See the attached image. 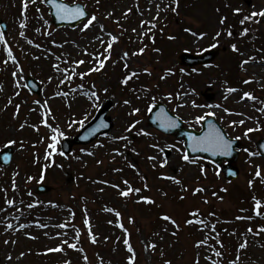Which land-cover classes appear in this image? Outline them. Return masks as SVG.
Masks as SVG:
<instances>
[{
    "label": "rangeland",
    "instance_id": "1",
    "mask_svg": "<svg viewBox=\"0 0 264 264\" xmlns=\"http://www.w3.org/2000/svg\"><path fill=\"white\" fill-rule=\"evenodd\" d=\"M217 1L180 0L181 5L178 9L177 19L169 16L166 18L165 11H161L160 18L156 21L158 24L159 20H167L164 27L165 35L161 41L157 40L153 43L152 39L147 44L141 45L142 40L138 34L147 31L148 26L141 29L140 22L141 20H151L156 15L154 4L151 5V12L148 11L149 0H100L99 4L96 3V0H76L81 5L87 6L86 10L89 13L93 7V13L97 15L100 23L105 25L106 32H112L120 38L113 45L112 59L107 62L104 69L91 73L83 80L77 77L70 84L61 85V74L53 69L52 65L58 63L63 69L71 67V62L74 60H85L86 63L81 65L77 71H87L91 64V58L84 53L83 49H87L88 53L103 51L101 44L94 39L96 35H102L99 27L92 28L87 32L80 31L81 22L72 27H55L51 24L48 7L44 5L43 0H36L34 4L30 3L23 16L22 0H0V23H3L5 27L3 33L7 40V46L12 48L19 66L24 70L23 74L19 76L21 87L16 89L13 85L14 78L11 76V72L16 70V64L12 61H9L8 65L3 63L7 59V52L5 45L0 43V85H3V91H0V150L4 148L8 139L24 142L23 150L20 149L19 143L11 146L12 157L8 166L0 165V189H7L6 194L4 191H0V210L6 209V211H0V264H32L34 260L37 262L38 259L42 260L44 257L50 259L54 264H64L66 260L71 264H101V261L102 264H127L128 253L125 251L122 240L117 241L116 239L123 235L121 229L115 226L117 218L114 212L109 213L105 211V208L119 210L122 213L120 219L128 228L130 241L137 253L136 264H162L159 257L161 250L164 251L165 256L172 260V264H193V258L199 251L200 264H206L203 256L211 253L206 249H195L193 243L204 239L208 234L207 230L200 232L197 230L198 225L184 224L187 212L194 207L200 209L202 218H207L209 212L216 214L215 217L209 219L211 223L216 224L219 238L225 244V248L222 250L225 253L224 264H228V261L235 258L237 245L245 237L248 240V248L240 254L239 264H264V247H262L264 233L254 236L246 231L250 226L253 229H258L264 225V216L256 217L252 211L253 196L259 198L264 204V183L254 177L255 165L261 167L262 176H264V162L256 159L258 156L249 157L248 153L244 151L245 148L254 151V141L261 137L260 134L258 135L260 131L250 133L251 139L243 138L244 131L249 127L255 128L259 124L264 129V113L258 110L264 108V63H261L264 61V52L260 51L264 49V24H259L260 36L250 44H245L235 33L230 38H227L226 35L233 20V8H242V12L245 14L253 10L259 11L264 8V0H224L231 7H225L221 3V8L220 1L218 3ZM66 2L71 3L72 0H66ZM137 3H139V12L135 7ZM164 3H168V0H164ZM161 7L163 8V5ZM128 8H132L133 11L125 18L123 13ZM217 8L220 9L219 12L216 11ZM109 13H113V15L109 16ZM222 15H226L228 19L225 25L220 26L218 21ZM116 21H119V24ZM21 23L26 24V27L21 28ZM204 23H208V26L205 27ZM186 27H191L197 32H207L208 36L197 41L195 37L184 32ZM134 28L135 32L132 31ZM156 30L157 28L152 29V32ZM214 30H221L225 34L220 37L219 46L213 48L217 51V55L209 64L188 68L176 62L175 58L181 51L184 52L185 49H188L189 53L199 54L200 48L213 43L211 34ZM0 31L2 30L0 29ZM21 32L24 33L23 36L20 35ZM169 36H175L176 39L167 40ZM104 38L108 39L106 35ZM233 43L237 44L240 52L243 53V55L237 53L236 59H233L234 52L230 48ZM36 45H40V47L38 48ZM145 45L147 47L143 54L131 55ZM156 48L160 49V52L153 50ZM123 52L129 53V69L123 67L124 62L120 59ZM56 57H60V59L57 60ZM249 57H256V63H249L242 68L241 61ZM65 60L68 61L67 64H65ZM145 67L151 71V75L142 71ZM168 68L174 70L173 75H167ZM180 69H184V72H181ZM133 70L139 71V77L133 78L127 86L120 85L119 79L123 76L122 74ZM27 76L37 81L38 93L29 91L25 83ZM50 76L52 77L51 82L48 79ZM161 76H165V79H160ZM249 78L252 79V83L244 84L243 80ZM81 84L84 86L83 89L79 88ZM181 84L184 85L183 91H190L192 88L196 90L197 94L190 95L187 99L195 100L197 104H219L233 112L243 113V115H228L220 108H192L190 104L173 112L177 102L175 100L169 102L166 97L169 92L181 91ZM92 85H95V89H92ZM105 87L109 89L107 93L103 91ZM227 87L238 88L240 91L228 94V99H225ZM71 89H76V91L72 92ZM132 89L136 91L133 92ZM142 89H148V91L145 92ZM90 90L97 91L100 96V105L111 106L108 114L113 121L112 129L106 133L107 135L97 138L89 145L75 147L69 155L54 154L52 157L54 163L47 169L46 179L41 183L49 186L50 189L45 194L38 193L35 190L38 185L37 180L34 179L30 183L26 180L28 176L36 177L37 170L40 174L41 166L49 163L44 161L43 156L50 143L48 137L52 133L41 123L42 114L50 109L51 115L48 118V123L64 130V136H71L66 134L70 129L69 121L82 120L85 115L90 118L96 111L83 94ZM15 91H20V95L14 96L12 105L5 109L4 105L7 104L8 98L13 96ZM58 91L69 92V95L67 97L57 96ZM203 91L204 95L201 94ZM244 91L251 92L258 99L241 101L240 97ZM137 95L141 98L136 99ZM153 95L157 102L164 103L171 113L183 118L182 125L184 127L192 126L194 129H199L201 125L193 123L195 116L215 111L214 118L228 135L242 137L240 139V154L235 163L240 170L236 180L232 183L226 182L220 169L212 164L207 165L203 159L196 160L205 167L206 177L200 173L199 164H187L181 160V153L177 149L184 148L182 141H177L174 136L163 135L148 126L146 116L148 111L146 109ZM125 99L131 100L133 105L141 109V112L135 117L141 121L137 128L143 127L152 133L149 137L138 136L135 134V130L128 134L132 145L140 153L139 155L125 150L122 147L125 142L121 141L117 144L110 139L113 134H122L128 121L134 119L127 115L130 106L123 105ZM35 100H40L41 105H36ZM45 101H47L46 106L44 105ZM16 104L21 107L19 115L14 117ZM32 109L35 110L32 111ZM248 117H252V119H248ZM240 119H245L244 125L230 126L232 120ZM25 121H27V125L21 129L19 125ZM31 125H36L39 131ZM77 125L80 128V125ZM263 132L264 130L261 131V133ZM157 142L162 147L165 145L175 146L171 150L166 148L168 164L163 168L159 165L153 168L151 166L153 161L147 159L150 155H157V151L149 147L150 144ZM99 143H102L104 147L93 149V145ZM114 147H120L126 159L121 156H115L113 159L112 149ZM81 148L93 150L95 155L89 156L81 152ZM59 151L58 144L57 152ZM163 155L161 154L158 158L162 159ZM37 156L40 160L39 164L33 162ZM76 156H79L80 160H76ZM97 160H102L103 163L98 164ZM128 162L134 163L136 169L129 167ZM61 164L63 167H58ZM116 168L123 169V171L116 172L113 170ZM217 170L220 172L219 176L216 175ZM16 172H19V175H15ZM162 174L179 178L183 186L188 187L189 193L181 192L180 185L162 179ZM14 175L17 184L15 191L12 188ZM141 177H143V181L140 180ZM124 179H127L133 187L136 185L143 188V184L146 182L149 189L142 190L137 195L153 197L157 202L156 205L136 204L134 203L135 197L125 201L124 198L118 196L116 189L102 183H93V181L107 180L124 187L122 184ZM249 180H254L252 187L248 186ZM197 185L206 186L207 189L204 193L193 197L190 193L192 187ZM101 188L104 189L103 192L99 191ZM221 188H227L228 191L222 192ZM30 191L33 193L31 196L28 194ZM213 191L224 197V200L220 201L212 196ZM162 193H167V196H163ZM180 195H185L186 199H179ZM5 196L7 199L14 200L15 204L11 207L8 206L5 203ZM203 197H207L209 203L205 204ZM34 202H38L37 206L29 209L27 205ZM53 204L56 206H52ZM261 211L264 212V207ZM164 213L171 214L181 225L178 236L170 234L175 230L173 226L166 225L158 218ZM129 216L135 217L134 224L128 222ZM237 216H251L252 219L237 220ZM85 217L91 223L92 234L97 237L95 244L91 242L87 226L84 224ZM109 220H112L113 224H109ZM37 222L47 224L48 227L40 228L37 226ZM64 222H68L70 226L66 229L55 227V225ZM7 223H12L15 230L6 231ZM20 224H24L26 227L20 229ZM162 226H167L169 231L161 232V235L164 236V240L161 242L158 237H153V233L160 231ZM76 229L80 230L78 241L74 239ZM62 231L67 235H56ZM233 232L236 234L230 235ZM31 237H36V239ZM149 237L150 241L158 243L161 247L152 254L144 251V242L149 240ZM64 239L70 243H76L77 248H83V252L73 250L65 245L63 252L45 254L48 248H55ZM5 240H8L9 243L6 244ZM11 241H15V243H11ZM21 253L24 255L21 256ZM85 255L88 257L87 261L83 259ZM9 256L12 257L11 260L8 259Z\"/></svg>",
    "mask_w": 264,
    "mask_h": 264
},
{
    "label": "snow or ice",
    "instance_id": "2",
    "mask_svg": "<svg viewBox=\"0 0 264 264\" xmlns=\"http://www.w3.org/2000/svg\"><path fill=\"white\" fill-rule=\"evenodd\" d=\"M36 2V0H22V16L26 13L28 6L30 3L34 4ZM100 0H96V3L99 4ZM47 3L51 5L52 9H54V14L55 17L61 21H69V22H73V21H80L82 23V27L80 28V31L82 32H87L88 30L95 28V27H99V31L102 35H96L94 37V39L96 41H98L101 46L103 47V51L101 52H94V53H88L87 49H83L84 53L86 55H88L91 58V64L90 67L87 69V71H77V69L86 63L85 60H74L71 62V67H65L63 69L60 68V65L57 64H53L52 67L53 69H55L57 72H59L61 74V79H60V84L63 85L65 83H71L75 78L79 77V79L83 80L86 76H90L91 73L93 72H100L102 69L105 68V65L107 64L108 61H110L112 59V50H113V45L116 44L119 40V36L114 35L112 32H106L105 30V25L103 23H100L97 15H95L94 13H89L86 9L87 6L86 5H81L80 3L76 2V0H72L71 3L66 2V0H47ZM155 5V9H156V15L152 17L151 20H141L140 22V27L141 29H144L145 26H148V30L142 32L141 34H138L142 40L143 36H146L149 34V32L152 31V29H155L157 27L156 21L160 18V13L161 11L164 10H170L172 13L179 15L178 9L180 7V0H170V3H164V0H149V9L148 11L151 12V5ZM161 5H163V8L161 7ZM137 11H140L139 8V3H137L135 5ZM225 7H231V5L226 4ZM133 9L132 8H128L124 13V17L127 18V16L132 13ZM217 12L220 11L219 8L216 9ZM243 9L236 7L232 9V12L235 16H240V14L242 13ZM141 15L143 14L142 12L140 13ZM109 16H112L113 13H109ZM259 18H264V8H261L259 11L253 10L245 15L242 16V18L239 19L238 23L242 26H244L242 28V30L240 31L239 35L241 37L247 36L248 33L252 30L249 26H245V25H250V24H254V23H260V19ZM228 17L226 15H222L218 21V24L220 26L225 25L226 21H227ZM117 24H119V21H116ZM21 28L26 27V24L21 23L20 24ZM39 31V30H37ZM133 32L136 31V29H132ZM161 32H163V29H160ZM184 32L189 33L191 36L195 37V39L197 41L199 40H203L208 36L207 32H197L194 31L191 27H186L184 28ZM50 35V33H48ZM225 34L224 32H222L221 30H217L214 35H212V41L213 43H211L209 45V48H217L219 46L220 43V37ZM21 36L24 35L23 32L20 33ZM107 36L108 39L105 40L104 36ZM227 37H232L233 36V31L231 30V28H229L226 32ZM170 40H174L176 39L175 36H169L168 37ZM153 39V43H155V39L154 36L152 37ZM31 43V41H29ZM0 43H3L5 45V51L7 52V59H5L3 61V63L5 65H8L9 61H12L13 63L16 64V70H13L11 72V76L14 78L13 80V85L16 89H19L21 87V80L19 78V76L21 74H23V68L19 66L18 61L16 60V57L13 55V50L11 47L7 46V40L5 38V35L3 33V31H0ZM55 43V42H53ZM36 47H40V45H36ZM60 47H62V45H60ZM147 46L145 45V47H141L138 51L131 53L132 56H139L141 54H143L145 52V48ZM230 48L233 52L238 53L240 55H243V53L240 52V48L237 46V44L233 43L230 45ZM156 52H160V49L156 48L153 49ZM185 51H188V49H185ZM261 52H264V49L260 50ZM129 53L128 52H123L120 56L121 61H123V67L125 69H129ZM36 59H39V57H36ZM57 60L60 59V57H56ZM256 61V57H249L248 59H245L243 61H241V67L243 68L244 65H247L249 63L255 62ZM65 64L68 63L67 60L64 61ZM261 63H264V61H261ZM142 71L148 75H151V71L145 67L142 69ZM181 72H184V69H180ZM193 71H196L195 69H193ZM167 75H173L174 74V70L172 68H168L166 70ZM139 71H130V72H126L125 75L123 76V78L120 80V83L122 85L127 86L129 84L130 81L133 80V78H138L139 77ZM49 82H51L52 77L50 76L49 78ZM160 79H165V76H161ZM244 84H250L252 83V79H245L243 80ZM59 87V85H58ZM83 84L79 85L80 89H83ZM92 89H95V85H92ZM181 91L172 93L169 92L167 94L166 99L171 102L173 100H175L177 102L176 104V108H174L172 111L175 112L176 109L178 108H183L188 106L189 104L191 105L192 108H220L224 113H227L228 115H238V116H242L243 113H239V112H233L232 110L228 109V108H224L222 105H204V104H197L195 100H189L187 99V97H189L190 95H196V90L194 88L190 89V91H183L184 89V85L181 84ZM0 91H3V85H0ZM72 92H75L76 89H71ZM104 93H107L109 91V89L107 87H105L103 89ZM133 92H135V89H132ZM142 91H148V89H142ZM240 91V89L238 88H234V87H227L226 88V94H225V99H228V94L231 93H236ZM87 100L91 103V106L94 109L99 110V108L101 107L99 101H100V96L98 95L97 91L95 90H90L88 92L83 93ZM20 95V91H15L13 96H10L7 100V104L4 105V108L7 109V107L9 105H12L13 103V97L14 96H19ZM57 96H64L67 97L69 95V92H57L56 93ZM141 97L139 95L136 96V99H140ZM241 101L244 100H250V101H255L258 98L255 97L251 92L248 91H244L240 97ZM151 102L148 104L147 106V111L149 113H151L153 111L154 108L157 107V100L156 97L153 95L150 98ZM34 103L36 105H41V101L40 100H35ZM44 105H47V101L44 102ZM123 105H127L130 106V111L127 113V115L129 117H133L134 119L129 120L128 123L126 124V126L123 129V133L122 134H113L110 139L115 142V143H119L121 141L125 142L123 143L122 147L125 150H130L131 152L135 153L136 155H139L140 153L138 152V150L136 149V147L134 145H132V141L129 139V135L133 133V131L135 130V134L138 136H144V137H149L152 135V133L146 131L143 127L137 128V125H139L141 123V121L139 119H135V117L141 112V109L135 105H133L132 101L129 99H125L123 101ZM20 105L16 104L15 105V109L16 111L13 113L14 117L19 115L20 112ZM70 107V105H69ZM35 109H32V111H34ZM259 111H261L262 113H264V108L258 109ZM51 115V110L48 109L47 112L42 114V119H41V123L49 128L51 130L52 135L50 137H48V139L50 140V143L47 145V148L45 150L43 159L44 161H47L49 163H46L44 165L41 166L40 169V174L38 179L36 177L33 176H28L26 182L30 183L31 181H33L34 179L37 180V183H43L46 179V172L47 169L49 167L52 166V164L54 163V161L52 160V157L54 154H58L60 156H65L66 153H64L63 151L57 152V145L59 144L60 139L64 136V132L62 130H60L58 127H53L52 124L48 123V118ZM216 113L215 111H208L206 113H204L203 115H196L194 118L193 123L195 125H201L202 126V131L199 134L196 133H189L188 134V140L189 143L187 144L186 147L184 148H180L177 149V151H179L181 153V160L184 161L187 164H199V161L191 158L189 155V152H203V153H210L211 156L215 157V156H223V157H229L232 155L233 153V145L235 143V141L240 140L242 137L241 136H236V137H232L230 135H228L225 131L222 130L221 127H218L215 123L211 122L208 118L209 117H215ZM88 119V116L85 115L84 118L82 120H71L68 123V127H72L75 124H79L81 127L84 126V122ZM248 119H252V117H248ZM155 121L159 122V127L167 130L169 128H176L179 126V124L183 123V118L180 116H172L169 115L168 112L165 110L164 107H160L159 111H157L155 113ZM245 119H240V120H232L230 122V126L232 127H236V126H242L245 124ZM27 125V121H25L24 123H21L19 125V127L21 129L25 128ZM109 125L104 121L101 120L100 123H98L96 125L95 128H92L88 135H94L96 132H98L101 128H107ZM31 127L36 128L37 131H39V128L36 125H31ZM264 129H262L259 124H257V127L252 128L249 127L247 128L244 133H243V138H247V139H251L250 137V133L253 132H257V131H262ZM107 135V134H105ZM84 139H87V136L83 137ZM17 143H19L20 149L23 150L24 148V142L23 141H19L17 142L14 139H8L7 143L5 144L4 148L5 151L2 154V159L5 162H8L11 159V154L9 152L6 151V149H8L9 147L16 145ZM130 145H132L130 147ZM97 147H104V145L102 143L99 144H95L93 145V149L97 148ZM150 148L154 149L157 151V155H150L147 157V159L149 161H153L152 163V167L156 168L157 165H159V167L163 168L165 166H167L168 164V157L165 154L166 153V148L168 150H171V148H174L175 146H161L158 142L157 143H152L149 145ZM260 149H264V144H260L259 145ZM81 152L86 153L89 156H94L95 153L93 150H87L84 148L80 149ZM245 152L248 153L249 157H254V156H264V153H261L260 151H253L251 149L245 148L244 149ZM112 153H113V159H115V156H121V157H125L124 152H122L120 150V147H114L112 149ZM161 154L163 155V158L160 159L158 157L161 156ZM76 160H80L79 156L75 157ZM34 163L39 164L40 160L39 157H35L34 158ZM98 164L103 163L102 160H97ZM128 166L136 169V165L134 163L128 162ZM58 167H63V165H58ZM217 169H219V165L216 166ZM116 172H121L123 171V169L120 168H116L113 169ZM199 171L202 175H204L205 177L207 176V171L205 169V167L203 166V164H199ZM137 172L139 173V170L137 169ZM15 175H19V172H16ZM15 175L12 179V188L13 190H17V184H16V180H15ZM216 175L219 176L220 172L217 170L216 171ZM232 175H237V173L233 172ZM254 177L255 178H261V182L264 183V176H262V169L259 165H255V172H254ZM143 179V177H141ZM162 179L165 180H169L172 181L174 184L176 185H180L181 186V192L183 193H189V189L186 186H183L182 181L175 177V176H169V175H163L161 176ZM93 183H102L105 184L113 189L117 190L118 196L122 197L125 199V201L130 200V199H134V203L136 204H144V205H156V200L151 197V196H146V195H137L139 193L142 192V190H147L149 189V185L145 182L143 184V188L141 187H133L131 185V183L127 180L124 179L122 181V184L124 185V187H121L120 184L118 183H111L107 180H98V181H93ZM254 184V180H249L248 181V186L252 187ZM0 191H4L5 194L7 193V189H0ZM99 191L103 192L104 189L101 188L99 189ZM206 191V186H193L190 195L195 197L197 194L200 193H204ZM220 191L222 192H227L228 189L227 188H221ZM30 196L33 194L31 191L28 193ZM212 196L216 197L217 199H219L220 201L224 200V197L219 196L217 192L213 191ZM163 196H167V193H162ZM179 199L184 200L186 199L185 195H180ZM253 200V209L252 211L254 212L256 217H261L264 216V212L261 211L262 207H264V204H262V201L257 198L256 196L252 197ZM203 202L205 204L209 203V200L207 199V197H203ZM5 203L8 206H13L15 204V201L12 199H7V197L5 196ZM38 202H34V203H29L27 205V207L29 209H32L34 207L37 206ZM50 204L52 202H49ZM52 206H56V205H52ZM158 207H163L162 205H157ZM0 211H6V209L0 210ZM105 211L112 213H115V217L117 218L116 224L115 226L118 227L119 229H121L122 231V237L118 236L116 239L117 241H121L123 243V246L125 248V251L128 253L127 257H126V261L127 264H136L137 261V253L135 248L133 247L131 241H130V233L128 228L125 226V224L121 221V217H122V213L119 210H115L112 208H105ZM241 211H244V209H241ZM74 215V214H73ZM216 214L214 212H209L207 214V218H202V213L200 211V209L198 207H194L191 210H189L187 212V215L184 219V224L188 225V226H199L198 227V231L200 232H204L205 230H207L208 234L204 237V239L202 240H197L193 243V247L197 250L200 249H206L207 252H210L211 254H205L203 256V259L205 260L206 264H224V251H222V249L225 248L223 241L219 238V233L216 230V224L215 223H211L209 218L215 217ZM160 220L164 221L166 225H171L173 226V228L175 229L174 231H172L170 234L172 236H178V233L181 229V225L177 222V220L168 213H164L159 217ZM237 220H250L252 219L251 216H237L236 217ZM128 222L130 224H134L135 223V217L134 216H129L128 217ZM109 224H113L112 220L108 221ZM84 224L85 226H87L88 229V234L90 237V240L93 244L97 243V237L92 234V226L91 223L89 221V219L87 217H85L84 219ZM37 226L40 228H46L48 227L47 224H40L37 222ZM70 226V224L68 222H64V223H60L58 225H55V227H58L60 229H66ZM26 225L24 224H20L19 228L23 229L25 228ZM5 230H15L14 226L12 223H7L6 224V228ZM169 231L167 226H162L160 231L154 232L153 233V237H158L159 241H163L164 240V236L161 235V232H165L167 233ZM225 231H227L225 229ZM247 233L248 234H252L254 236H259L261 233H264V225H261L258 229H253V227H248L247 228ZM215 234V235H213ZM236 233H230V235H235ZM45 235H47V233H45ZM57 236H66L67 233L66 232H58L56 234ZM80 237V230L76 229L75 230V236L74 239L75 240H79ZM32 239H36V237H31ZM105 239H107V237H105ZM210 240H214L215 243H209ZM5 243H9L8 240H5ZM11 243H15V241H11ZM67 245L68 248H71L73 250H77L80 252H83V248H77V244L76 243H70L67 239H64L61 241V243L59 245H57L55 248H48L46 250V253H50V252H63L64 251V246ZM158 243L154 242V241H150V240H145L144 242V251L146 253L152 254L155 253L157 248H158ZM262 247H264V245H262ZM248 248V240L247 238H243L242 242H240L237 245L236 248V256L234 259L228 261V264H239L240 259H241V253L244 252V250H246ZM24 253H21V256H23ZM159 255L161 256V258L165 257V253L163 250H161L159 252ZM219 258V259H217ZM9 260L12 259L11 256L8 257ZM83 259L85 261L88 260L87 255H85L83 257ZM201 261V256H200V252L197 251L196 255L193 258V264H200ZM64 264H71L70 261H64ZM102 264V261H101ZM163 264H172V260L171 259H163Z\"/></svg>",
    "mask_w": 264,
    "mask_h": 264
},
{
    "label": "water",
    "instance_id": "3",
    "mask_svg": "<svg viewBox=\"0 0 264 264\" xmlns=\"http://www.w3.org/2000/svg\"><path fill=\"white\" fill-rule=\"evenodd\" d=\"M45 4H47V6L50 7V14L52 17V23L55 24L56 26H63V25H67V26H73V25H76L78 22L80 21H73V22H69V21H61L59 19H57L55 17V14H54V9H52L51 5L47 3V0H44ZM262 21L264 22V18H262ZM217 54V51L215 50H208V51H204L203 54L201 55H191V54H188V53H181L179 56H178V59L181 61L182 64L184 65H188V66H193L195 64H198V63H206V62H210V60H212ZM27 84L28 86L34 91V92H37L38 91V86L36 85V82L34 80H32L31 78L27 79ZM160 107H164V105L162 104H157V107L153 109V111L150 113L149 115V123L151 125H153L155 128L161 130L162 132L164 133H168V134H173V133H176V137H178L179 139H183L184 140V146L186 147L187 144L189 143V140H188V134L189 133H196V134H199L203 129L201 128L200 131H195L193 129H185L182 127V123L179 124L178 127L176 128H169L167 130H164L162 128L159 127V122L155 121V113L157 111H159V108ZM109 109V105H105L103 107H100V109L97 111L96 115L94 116V118H92V120L90 122H88L83 128L80 129V131L72 138H64L63 140H61V149L64 153L68 154L72 147L74 145H79V144H87L89 142H91L92 140H94V138L98 137L99 135L103 134V133H106L107 131H109L112 126H113V123L111 121L110 118H108L106 116V112L107 110ZM165 110L168 112V114L170 115L169 111L165 108ZM173 116V115H172ZM211 122L215 123L218 127L219 126V123H217L215 121L214 118H208ZM101 120H104L109 126L107 128H101L98 132H96L94 135H88L89 131L92 129V128H95L96 125L98 123H100ZM222 128V127H221ZM223 131H225L223 128H222ZM87 136V139H84L83 137ZM239 141H235L234 145H233V153L231 156L229 157H223V156H211L210 153H203V152H189V155L191 157H205L207 158L208 160L212 161L213 163L215 164H220L222 160H226L227 163H224L221 165V170L223 172V175L225 176V178L227 180H233L235 179L237 175H232L233 172L235 173H239V170L237 168V166H235V161L237 160V157H238V154H239V151L236 150L238 147H239ZM260 144H264V138L263 139H259L258 141H256L255 143V146L258 148V150L261 152V153H264V149H260L259 148V145ZM5 151V149L3 151L0 152V163L1 165H7L9 163L8 162H5L3 161L2 159V154L3 152ZM7 152H9L11 154L12 150H11V147H9L8 149H6ZM39 189L43 188V190L41 192H44L47 191V187L44 186H39L38 187Z\"/></svg>",
    "mask_w": 264,
    "mask_h": 264
},
{
    "label": "trees",
    "instance_id": "4",
    "mask_svg": "<svg viewBox=\"0 0 264 264\" xmlns=\"http://www.w3.org/2000/svg\"><path fill=\"white\" fill-rule=\"evenodd\" d=\"M168 11V15H169V17H175L176 19H177V16L174 14V13H172L170 10H167ZM240 18H242V17H240V16H236V17H234V21L232 22V29L233 30H236V33L239 35V33H240V31L242 30V28L244 27V26H242V25H240L239 23H238V21H239V19ZM245 26H249L252 30L248 33V35L247 36H244V38H245V41H247V42H249L250 41V39L251 38H253V37H256L255 36V31H257L258 30V28L257 27H255L256 26V24H250V25H245ZM240 36V35H239ZM74 127H76V125L74 126ZM261 135L260 136H264V134L263 133H260ZM45 263H43V264H49V262H47V261H44Z\"/></svg>",
    "mask_w": 264,
    "mask_h": 264
},
{
    "label": "bare ground",
    "instance_id": "5",
    "mask_svg": "<svg viewBox=\"0 0 264 264\" xmlns=\"http://www.w3.org/2000/svg\"><path fill=\"white\" fill-rule=\"evenodd\" d=\"M252 63H256V61L255 62H252Z\"/></svg>",
    "mask_w": 264,
    "mask_h": 264
}]
</instances>
